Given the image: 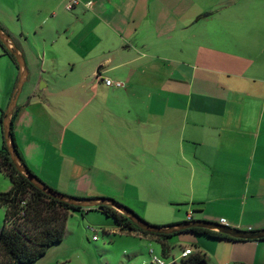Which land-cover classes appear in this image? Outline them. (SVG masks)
Listing matches in <instances>:
<instances>
[{
	"label": "crops",
	"instance_id": "1",
	"mask_svg": "<svg viewBox=\"0 0 264 264\" xmlns=\"http://www.w3.org/2000/svg\"><path fill=\"white\" fill-rule=\"evenodd\" d=\"M43 1L54 22L15 41L28 80L13 132L33 174L153 225L264 231V0ZM18 78L0 46V116ZM174 238L206 264H264V240Z\"/></svg>",
	"mask_w": 264,
	"mask_h": 264
},
{
	"label": "trees",
	"instance_id": "2",
	"mask_svg": "<svg viewBox=\"0 0 264 264\" xmlns=\"http://www.w3.org/2000/svg\"><path fill=\"white\" fill-rule=\"evenodd\" d=\"M0 46L2 47L4 54L7 55L17 66L15 58L5 49L1 42ZM18 109V107L15 108L12 117V137L17 153L20 156L13 132V125L18 115ZM4 117L5 111H2L0 116L2 135V121ZM21 160L26 166L22 158ZM27 169L33 174L28 167ZM0 171L9 178L11 183L9 191L0 192V208L5 211L4 224L0 230V264H35L44 258L51 248L64 241L66 224L70 214L73 212H79L83 215L82 212L87 209L73 207L60 202L35 188L27 178L16 170L5 147L4 137L3 148L0 149ZM35 177L41 183L45 184L36 175ZM126 208L138 216L128 207ZM94 209L98 210L108 218H113L117 222L121 233H138L145 237L153 238L154 241L160 245L161 256L165 259L171 257L173 247L170 244V240L177 235L192 234L195 237L204 236L213 240L226 239L231 241H244L231 238L219 232L201 228H194L173 235L151 234L141 230L126 216L111 207L101 206ZM171 226L174 225L167 227ZM181 264H206V258L202 253L195 252L188 259L182 261Z\"/></svg>",
	"mask_w": 264,
	"mask_h": 264
},
{
	"label": "rangeland",
	"instance_id": "3",
	"mask_svg": "<svg viewBox=\"0 0 264 264\" xmlns=\"http://www.w3.org/2000/svg\"><path fill=\"white\" fill-rule=\"evenodd\" d=\"M50 11L43 0H31V2L16 0L10 3L0 0V28L2 27L1 29H4L14 42L21 38V34L29 35V40L36 41L38 38L35 31L40 30L42 26L47 28L54 22ZM66 11L72 12L67 9ZM60 14L61 22L66 23L65 16L62 12ZM26 87L27 85L24 86L21 95L25 94ZM2 148L3 135L0 124V149ZM10 188L9 178L0 171V192H7ZM92 209L94 208L84 210L82 216L79 213L75 218H70L64 241L35 264H151L152 258L149 255L151 250H154L157 256H161V248L157 242L140 239L134 234L121 233L113 218H108L98 210ZM4 215L5 211L0 208V230L4 224ZM183 218L185 220L186 216L184 215ZM149 224L153 225L150 222ZM197 240L205 241V238H197ZM170 244L173 247L171 256L176 259L181 253L179 245L193 248L197 246L191 240L179 244L176 238L170 240Z\"/></svg>",
	"mask_w": 264,
	"mask_h": 264
},
{
	"label": "water",
	"instance_id": "4",
	"mask_svg": "<svg viewBox=\"0 0 264 264\" xmlns=\"http://www.w3.org/2000/svg\"><path fill=\"white\" fill-rule=\"evenodd\" d=\"M205 17L208 14L204 15ZM0 42L5 47V49L13 55L16 60L18 69H19V78L17 81L16 88L13 92L11 97L10 103L5 110V117L2 121V128H3V137L5 142V147L10 155L13 165L15 166L16 170L22 174L28 181L37 189L44 192L46 195L60 201L66 203L73 207H79L83 209H91V208H98L101 206H108L119 213L126 216L133 224L138 226L141 230L151 234H158V235H173L179 234L181 232L194 229V228H201L207 229L215 232H219L221 234L227 235L231 238L240 239V240H262L264 239V231L260 232H243L235 229H231L229 227H225L216 223L205 222V221H190L181 223L178 225H174L171 227L166 226H154L140 217L136 216L134 213L129 211L124 205L120 204L114 199L109 198H98V199H79V198H71L66 195H63L59 192L54 191L47 185L41 183L35 175H33L27 167L23 164L17 150L15 148V144L13 142L12 137V117L14 110L17 106V101L19 96L23 90L24 85L27 83L28 80V71L25 63V58L15 44L13 39L7 34L3 29L0 28ZM46 84L44 81H40L38 85V92H42L45 89Z\"/></svg>",
	"mask_w": 264,
	"mask_h": 264
},
{
	"label": "built area",
	"instance_id": "5",
	"mask_svg": "<svg viewBox=\"0 0 264 264\" xmlns=\"http://www.w3.org/2000/svg\"><path fill=\"white\" fill-rule=\"evenodd\" d=\"M84 3L86 7H90L91 6V2H84V0H71L69 2V4L67 5V9L68 10H72L74 7L78 6L79 4ZM105 85L107 87H116V88H121L123 87V84L120 82H113L109 79H105L104 81ZM187 221L190 222L191 221V217L187 218ZM220 225L228 227V224L226 222L225 219H221L219 222ZM94 239H96V237H94ZM180 257L178 259L174 258L173 256H171L170 258H163L162 256H157L154 252V250H151L149 252L150 257L152 258L151 264H181L182 261H185L186 259H188L191 255H193L195 253L194 248L192 246H184V247H180ZM143 264H147V263H143Z\"/></svg>",
	"mask_w": 264,
	"mask_h": 264
},
{
	"label": "clouds",
	"instance_id": "6",
	"mask_svg": "<svg viewBox=\"0 0 264 264\" xmlns=\"http://www.w3.org/2000/svg\"><path fill=\"white\" fill-rule=\"evenodd\" d=\"M188 222V221H187Z\"/></svg>",
	"mask_w": 264,
	"mask_h": 264
}]
</instances>
